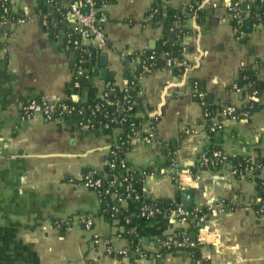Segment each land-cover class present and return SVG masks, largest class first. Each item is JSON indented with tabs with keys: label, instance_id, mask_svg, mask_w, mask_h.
Returning a JSON list of instances; mask_svg holds the SVG:
<instances>
[{
	"label": "crops",
	"instance_id": "0c3cea01",
	"mask_svg": "<svg viewBox=\"0 0 264 264\" xmlns=\"http://www.w3.org/2000/svg\"><path fill=\"white\" fill-rule=\"evenodd\" d=\"M10 1L13 10H22L28 20L13 28L0 25V264H128L126 254L119 251L129 247V239L117 234L125 227L149 252L136 264H194L186 250L155 253L160 240L178 233L202 243L199 252L208 264H264V217H257L248 206L257 195L253 176L237 178L227 164L189 172L210 145L192 82L198 81L216 103L228 101L241 107L247 92L227 91L226 85L243 67L255 66L256 58H264V25L246 24L247 41L239 42L226 0H200L206 11L201 24L192 17L175 23L189 29L182 56L190 67L182 76L171 67L141 76L137 98L142 114L157 117L154 141H138L126 153L132 165H153L158 171L134 184L136 198L121 200L119 215L111 220L96 214L95 191L75 180L88 167L103 169L108 148L121 130H92L76 115L48 121L37 114L24 120L21 108L32 99L91 101L102 95L109 74L123 86L128 55L150 49L151 44L155 47L161 38L160 24L147 15L153 0H110L103 6L106 43L95 55L94 65L84 68L76 66L74 52L64 48L61 37L51 38L42 29L38 0ZM72 1L60 0V4L68 9ZM188 1L169 3L183 8ZM214 2L217 6H212ZM72 25L65 15L63 26ZM83 43L95 44L87 39ZM102 53L105 77L93 73ZM130 66L134 69L135 63ZM80 68L87 77L80 76ZM258 77L264 83V71ZM256 100L249 114L223 120L217 145L226 156H264V87ZM149 129L146 119L143 131ZM171 152L183 171L180 184L167 168ZM259 176L264 178V165ZM144 198L159 204L169 200L187 212L194 208L199 213L221 199H229L235 207L219 209L206 219L189 214L181 220L175 210L136 218ZM81 214L92 219L90 228L79 221ZM53 220L60 224L54 225Z\"/></svg>",
	"mask_w": 264,
	"mask_h": 264
},
{
	"label": "trees",
	"instance_id": "16d2710c",
	"mask_svg": "<svg viewBox=\"0 0 264 264\" xmlns=\"http://www.w3.org/2000/svg\"><path fill=\"white\" fill-rule=\"evenodd\" d=\"M92 1L94 6L98 8H102L110 2V0ZM230 1L236 6L235 13L238 14V18H230L231 26L234 29L236 39L244 43L247 41L248 32L246 31V24L249 23L251 27L258 24L264 25V0ZM4 6L8 8L6 15L9 19L28 17L20 9L18 11L13 10L10 0H6ZM182 7H173L170 5L169 0L152 1L147 9V15L148 19L156 20L160 24L162 29L161 38L154 48L135 51L128 55V64L124 67L125 84L123 86L117 85L109 74L104 80L105 86L101 96L77 104L64 101L76 108H84L83 118L86 122L88 121L90 129L100 128L105 132H110L117 127L121 130L108 148L103 169L95 170L88 167L84 169L81 177L75 180L77 183L82 184L86 180L99 181V185L94 189L98 198L96 214L106 219L112 220L119 215V207H117L119 206V199L121 201L125 198H136L137 192L134 184L137 181L143 180L147 174L158 171V168L153 165L138 167L132 165L126 159V153L134 147L136 142L143 141L141 139L146 136V132L143 131L144 121L149 120V125L154 130L157 123V117L142 114L139 108L137 94L140 85L137 76L144 72V66L148 67V72L157 68L171 67L177 76H182L185 70L190 67V63L182 56V52L186 47L183 39L188 34L189 29L181 25L176 27L175 23H184L186 18L192 17L196 23L201 24L205 21L206 11L200 7V0H190L183 3ZM36 13L42 29L51 38L61 37L64 41V48L74 52L77 67H87L90 64V59L101 52L100 48L91 43L84 44V36L81 33H76L71 27L63 26L67 9L61 6L60 0H38ZM100 13L98 12L97 15ZM103 13L105 14V12ZM42 20L45 22L43 23ZM102 27L105 29V23L102 24ZM75 40L79 44H75ZM132 61L135 63L134 69L130 66ZM261 71H264V58H256L255 66L247 65L243 67L238 77L232 83L226 85V90L235 91V88H240L242 93L247 92L248 95L255 91L254 95L257 98L264 87V83L258 77ZM78 79L76 77V80ZM192 86L194 89L193 98L201 106L205 130L210 141L208 150L211 153L213 150L219 149L217 145L220 142L218 133L221 135L222 121L231 117H239L243 115V112L249 114L255 107L257 100L246 99L241 107L223 117L220 112L225 105H229L228 101L222 104L216 103L212 94H208L200 88L198 81H193ZM198 93H201V96H198ZM208 95L211 96L210 99L207 98ZM96 105H99V110L92 113ZM214 118H216L217 123H214ZM135 130H139L140 135L133 137L135 136ZM209 159L212 165L208 164L206 166L211 168L220 167V164L210 154ZM212 160L213 162H211ZM226 164L236 169L234 176L237 178L248 177V169H252L251 173L255 181L257 195L249 200L248 206L255 211L257 217H264V178L259 176V171L264 165V156L256 159H251L248 156H227ZM206 166H200L198 169H203ZM196 169L197 166L191 167V173H194ZM89 189L92 190L91 187ZM219 202L221 209L228 210L235 207V204L229 199H221L217 203ZM115 203L118 204L116 207L114 206ZM142 206H145L147 210H155L154 214L169 213L177 208V204L172 201L167 200L163 204H159L147 198H144L139 209ZM208 210L209 208L203 207L198 213L197 210L192 208L189 212L194 216L198 214L202 216ZM135 215L136 218L140 217V211H137ZM194 229L195 231L198 230L197 228ZM134 233L130 232L129 227L117 232L118 235L129 239V247L126 251L128 264H135L140 256L149 255L148 251H144L139 247ZM160 241L155 252L159 255L174 250H186L190 253L194 263L199 260L201 264H208L207 260L201 258L199 252L202 243L197 241L196 238L191 240L187 233H178L170 239L164 238ZM174 241L185 242V246L178 247Z\"/></svg>",
	"mask_w": 264,
	"mask_h": 264
},
{
	"label": "built area",
	"instance_id": "2783aa9c",
	"mask_svg": "<svg viewBox=\"0 0 264 264\" xmlns=\"http://www.w3.org/2000/svg\"><path fill=\"white\" fill-rule=\"evenodd\" d=\"M6 0H0V25H8L10 28L15 27L18 24H22L28 20V17H17L16 19L12 20L9 19L6 15L8 8L4 6V3ZM84 3L88 4V10L86 13H83L82 6ZM212 6H217V4L214 2ZM226 12L229 18L236 17L238 18V14H236V6L231 3L230 0H226L225 3ZM98 12H101L99 15H97ZM67 16L73 20V25L71 28L76 33H81L84 38L89 41L94 42L95 46L98 48H102L106 43V34L105 29L102 27V24L106 21V16L102 11V8H98L94 6V3L92 0H73L70 2L68 9H67ZM44 23L45 21L42 20ZM69 42V40H68ZM75 44H79L77 40L74 41ZM86 70L81 69L79 70L80 76L87 77ZM149 71L147 66H144V72L137 76V79L141 78V76ZM235 87V84H234ZM235 91L241 92L240 88H235ZM255 91L252 92L251 95H248L247 99L256 100L255 97ZM198 96H201V93H198ZM96 110H99V105H96L95 109L92 110V113H94ZM236 108L232 105H225L220 114L223 117H226L227 114H230L234 112ZM84 108H76L74 105H69L67 102L65 103L62 100L57 101H46V100H29L22 104L21 108V118L22 119H29L32 118L35 115H41L45 120L52 121V120H62L68 116L77 115L83 122V125L85 127L89 128L88 121L86 122L83 118ZM243 114H246L243 112ZM155 119V118H154ZM223 122V121H222ZM214 123H217L216 118H214ZM140 131L135 130V136H139ZM141 140L144 142H151L154 141V129L150 127V129L146 132V136H144ZM174 153L171 152L168 154V165L167 168L169 169L171 177L177 181L179 184L181 183L180 176L182 175V170L180 169L174 155ZM209 154L215 159V161L219 164L225 165L227 162V156L220 150H213L211 153L207 148L203 149L200 153L197 161L196 166H206L210 163ZM213 162V160L211 161ZM232 173L234 174L236 172V169L233 167H230ZM252 169H248L247 175L252 176L251 173ZM191 173V171H189ZM86 187L92 188V190L96 189V187L99 185V181H91L86 180V182L83 183ZM115 196V194L113 193ZM120 202V199L118 200ZM118 204H114L116 207ZM118 207V206H117ZM221 209V204L216 203L212 207L209 208L208 211L203 213L202 218L205 219L210 215L216 214V212ZM140 216L147 217L154 214L153 210H147L145 206H142L140 209ZM177 215L181 220H185V218L192 214L190 212H187L180 206H177L175 209ZM79 221L82 223V225L85 228H90L92 225V219L87 215H79L78 216ZM54 225L58 226L60 224L59 220H53ZM176 246H185V242H175ZM192 245V243H190ZM169 245L167 244V247ZM108 251L111 252L112 249L108 247ZM127 249L119 251V254L125 255ZM136 264V263H135ZM194 264H201V262L198 260Z\"/></svg>",
	"mask_w": 264,
	"mask_h": 264
},
{
	"label": "water",
	"instance_id": "95a60500",
	"mask_svg": "<svg viewBox=\"0 0 264 264\" xmlns=\"http://www.w3.org/2000/svg\"><path fill=\"white\" fill-rule=\"evenodd\" d=\"M87 10H88V4L87 3H84L83 6H82L83 13H86ZM150 47L153 48L154 47V44H151ZM94 63H95V55L90 59V64L91 65H94ZM105 65H106V55L102 53V54L99 55V64H98V67H95L93 69V73L95 75H99V76L105 77L106 76V68H105ZM207 98L210 99L211 96L208 95ZM190 239L193 240V236H191Z\"/></svg>",
	"mask_w": 264,
	"mask_h": 264
}]
</instances>
